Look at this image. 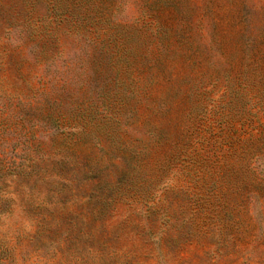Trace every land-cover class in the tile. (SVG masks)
Returning <instances> with one entry per match:
<instances>
[{
    "label": "rangeland",
    "instance_id": "374dc122",
    "mask_svg": "<svg viewBox=\"0 0 264 264\" xmlns=\"http://www.w3.org/2000/svg\"><path fill=\"white\" fill-rule=\"evenodd\" d=\"M0 198L19 264H264V0H0Z\"/></svg>",
    "mask_w": 264,
    "mask_h": 264
},
{
    "label": "trees",
    "instance_id": "16d2710c",
    "mask_svg": "<svg viewBox=\"0 0 264 264\" xmlns=\"http://www.w3.org/2000/svg\"><path fill=\"white\" fill-rule=\"evenodd\" d=\"M2 200L5 203V200L0 198V208L2 205ZM3 213L4 211L0 210V264H19V257H21L22 260L30 258L33 254L37 253L42 247L45 246L43 242L47 244L50 239L52 240L51 237L54 233V227L50 222L44 220L42 222L41 230L35 236L36 241L32 246L34 248H25L19 251L20 248L10 242V238L7 236L8 229H6L5 233H2L1 231V227L5 225L6 220L10 218H6L7 216Z\"/></svg>",
    "mask_w": 264,
    "mask_h": 264
}]
</instances>
